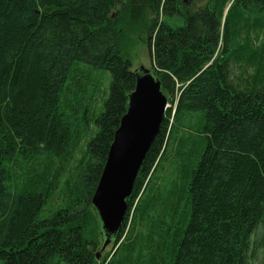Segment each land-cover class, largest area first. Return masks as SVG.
Wrapping results in <instances>:
<instances>
[{
	"label": "trees",
	"instance_id": "obj_1",
	"mask_svg": "<svg viewBox=\"0 0 264 264\" xmlns=\"http://www.w3.org/2000/svg\"><path fill=\"white\" fill-rule=\"evenodd\" d=\"M193 4L0 0V264H249L264 225V42L252 55L244 47L264 31V0ZM247 4L256 17L236 15ZM147 16L151 73L167 100L178 95L176 110L165 111L102 263L91 199L136 83L121 40ZM92 70L111 75L98 113ZM192 112L203 113L193 136L182 126ZM169 155L165 192L157 174Z\"/></svg>",
	"mask_w": 264,
	"mask_h": 264
},
{
	"label": "water",
	"instance_id": "obj_2",
	"mask_svg": "<svg viewBox=\"0 0 264 264\" xmlns=\"http://www.w3.org/2000/svg\"><path fill=\"white\" fill-rule=\"evenodd\" d=\"M136 83L128 95L91 204L102 230L97 257L114 240L122 226L127 199L152 141L158 134L167 108L160 81L147 69L136 70Z\"/></svg>",
	"mask_w": 264,
	"mask_h": 264
},
{
	"label": "rangeland",
	"instance_id": "obj_3",
	"mask_svg": "<svg viewBox=\"0 0 264 264\" xmlns=\"http://www.w3.org/2000/svg\"><path fill=\"white\" fill-rule=\"evenodd\" d=\"M206 1L207 0H194V4L193 6H204L206 5ZM187 3V2H186ZM188 4V3H187ZM250 8V6L247 4L246 7H244L243 5L239 6V10H241L240 12H238L236 15H241L243 14L244 17L245 16H251V17H256V13L255 11ZM264 15V12L261 13ZM236 15L234 17V20H236ZM160 18H163L164 20H166L172 27H177V26H181L184 24V19L183 18H178V17H173V18H166V17H162L160 16ZM151 24V16H147V18L145 20H143L142 22H140L137 26H135L132 30H129L128 32H126L121 40V55L129 60L131 62V70L132 71H136L139 70L141 68L143 69H147L150 70L151 69V60H150V55L148 52V44H147V40H148V33H149V27ZM238 43L233 45L234 48H240L242 47V43L244 41L242 35H239V37H237ZM264 39V31L262 30L261 32H259L258 34H256L254 36V33L250 36V43L249 46H245L244 49L247 48V51H249L251 53V55L253 54V51L257 50L260 46V44ZM224 40H227V37H225ZM225 46L227 48H229V45H224L221 44V49H220V55L221 56H225L227 55L228 51H224ZM232 67L233 64H231ZM231 67V69H233ZM89 69V67H88ZM252 70V69H250ZM249 70V71H250ZM235 72V69H234ZM251 72V71H250ZM90 76L92 77L93 82L96 83L97 85V91L95 92L94 96H93V104H98V108H96V112H100L101 110H103V102L108 94V89H109V85H110V81H111V75L110 72L108 70H92V72H90ZM177 98L178 95H176L175 100L173 99V102L171 100H167V108L166 110L171 107V111L174 114V110H176V104H177ZM167 99V98H166ZM188 120H190L188 122ZM203 122V113L202 112H192V113H186V121H184L182 123V126L189 127V125L191 127H189V132H191L192 136L193 135H197L198 132V128L200 126V124ZM188 125V126H187ZM182 131V130H181ZM171 132V129L169 130V134ZM190 134V135H191ZM171 136V134H170ZM185 154H188L189 151L188 149L184 150ZM174 153V151H173ZM183 155V156H184ZM185 157H187L185 155ZM170 160H172L171 155L168 156V159L166 162H163L162 167H160L159 171H158V178L159 180L157 181V185L159 187H161L165 192L167 190L170 189L171 187V183H170V176L173 175V168L170 167ZM161 181H165V182H161ZM155 182V181H152ZM154 185L151 184L150 188H152ZM168 192V191H167ZM127 211V209H126ZM126 214V212H125ZM125 216V215H124ZM161 219V217H159ZM158 218V219H159ZM124 220V219H123ZM130 221V220H129ZM128 221V222H129ZM122 225L123 222H122ZM97 240H100V237H97ZM100 247L98 246V248L96 249V251L99 249ZM114 245L113 242L111 241L105 248L104 250H102L99 254V262L104 263V259H107V261L110 258L111 253L114 250ZM119 255H116L114 257V259H118ZM60 264H68L65 261H61ZM249 264H264V225L262 223H260L258 225V227L255 229V231L253 232V234L251 235V246H250V251H249Z\"/></svg>",
	"mask_w": 264,
	"mask_h": 264
},
{
	"label": "bare ground",
	"instance_id": "obj_4",
	"mask_svg": "<svg viewBox=\"0 0 264 264\" xmlns=\"http://www.w3.org/2000/svg\"><path fill=\"white\" fill-rule=\"evenodd\" d=\"M105 163V162H104ZM126 212V211H125Z\"/></svg>",
	"mask_w": 264,
	"mask_h": 264
}]
</instances>
